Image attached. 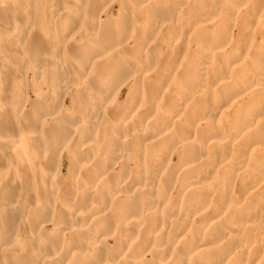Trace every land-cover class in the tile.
<instances>
[{"label": "bare ground", "instance_id": "1", "mask_svg": "<svg viewBox=\"0 0 264 264\" xmlns=\"http://www.w3.org/2000/svg\"><path fill=\"white\" fill-rule=\"evenodd\" d=\"M20 1L9 29H37L34 56L66 41L41 76L73 99L20 113L32 167L0 147L17 163L0 171V264H264V0Z\"/></svg>", "mask_w": 264, "mask_h": 264}, {"label": "rangeland", "instance_id": "2", "mask_svg": "<svg viewBox=\"0 0 264 264\" xmlns=\"http://www.w3.org/2000/svg\"><path fill=\"white\" fill-rule=\"evenodd\" d=\"M18 1H20V0H0V6H1L0 8H2V10H0V12L2 11L0 13V125L2 124V122H4L2 125L6 127V128L2 127L0 130V145H1L0 147L4 146L3 143H7V142L11 141V142H14L13 147L15 150L17 148H20L21 144H22V146L25 148H23V147H21V148L26 153H28L30 155V159L28 158L29 163L27 162V164L30 167H32V165L35 163L34 159L36 160V158L39 157V153L38 152L36 153V151H35L36 148L32 144V138L36 137L37 132L33 128L28 130L25 127L24 120H21V118H22L21 114H24L29 109V107H30L29 105L32 104L33 102H38V101L40 102L41 101L42 103L48 102V104H49V102L51 100L50 103L52 104V101L54 100V103H56V101H57V103H59V105L54 106L53 112L57 113L59 115V114L63 113V112H60V110H59L60 109L59 107L61 105L60 102H63V99H65L64 104L69 106L71 103V99H73L72 98L73 96H71L72 93L70 91L69 93H67V95H66L67 97L63 98L62 97L63 95H62V96H59V98H58L55 96V99H56L55 100L53 98L52 94L47 93V91H49V88H48L49 86L47 85L46 81L44 80V77L41 76V72H42L41 68L43 71L45 70V68L47 67V65L45 63H47L48 61H53L56 58L57 52H59L61 49L65 48V46H62V45H66V41L64 39L62 40V39L58 38L59 36H57V39H55V37H54V41L56 44L53 43V46L51 48L45 47L46 50L43 51V53L41 54L42 56H40V57L36 56V55L34 56V53L32 54L31 52H29L30 51L29 49L27 50L28 47H26V45H28V43L30 42V39L28 40V38L32 39V36H33L32 33H33V31H36L37 29L34 28V26H32V29H33L32 30V29H30L31 25L26 24V26H25L26 29L24 30L25 31L24 34L22 33L21 36H18L17 32H19V30H20L19 26L22 25V23L20 21L16 22L15 25L11 29H9V24H10L9 22L13 21L15 18L13 9H15L14 7L18 5V3H19ZM110 1L109 2L107 1L106 5L110 4L111 6L109 8L112 9V7L116 3L114 2V4H112L113 2H110ZM106 5L104 3V6H106ZM40 7H42V6H40V5L37 6V11L39 9H42ZM5 8H7L8 10ZM52 11H55V10H52ZM113 13H114V15L117 14L118 8L117 9L114 8ZM23 23H25V21ZM26 23H27V21H26ZM5 26H7V27H5ZM51 27H52L51 31H50V29L43 31L44 37H49L52 33L54 34V33L58 32V29H56L57 28L56 25H51ZM27 30H31V34L29 33L30 31L28 32ZM28 35H30V37H28ZM21 37H22V41L20 40ZM25 37H26V39H25ZM25 40H27V42ZM24 41L26 43L24 45H22V43ZM20 45H22V46H20ZM54 49H55V52H54ZM54 55H55V58H53ZM32 58H34V59H32ZM51 59H53V60H51ZM43 63H44V65H42ZM41 65L44 67H42ZM34 70L38 71V72H35ZM37 74H38V76H36ZM42 77H43V79H42ZM128 83H125L124 85H126V86L123 85L122 89L120 90L122 95L120 97L119 102L120 101L122 102L126 97V94H127L126 90H127V87H129ZM74 88L76 91L78 86L74 85ZM46 94H47V96H46ZM43 96L49 97L50 99L49 98L47 99L46 97L44 98ZM51 98H53V99H51ZM23 106L25 109L23 108ZM48 108L51 109V106ZM22 111H24V113H21ZM106 117L110 118L111 115L106 113ZM10 121H12L13 123ZM9 127L13 128L14 130H12V131L7 130V128H9ZM22 132H23V134H22ZM25 133H26V135H25ZM19 134H22V135L20 136ZM19 136H20V138H19ZM31 136H32V138H31ZM29 138L31 139V141H28V140H30ZM18 141H20V142L18 143ZM30 143L32 145L31 147H33V148L30 147ZM41 146H42V148H43V146L45 148L46 146L49 147L50 145L45 144V145H41ZM144 146L145 145H143L142 150H145L143 148H146V146L145 147ZM33 149H35V150L33 151ZM27 150H30V152ZM146 151L148 152L147 157H149L150 152L152 151V147L147 146ZM146 151H145V153H146ZM31 153H34V155ZM176 155L177 154H175V157H173V162H175L177 159ZM47 156H52V153L47 154ZM32 158H33V160H32ZM123 159L126 160L127 158H123ZM128 163H129V168L130 167L134 168L135 162H133L132 159L128 160ZM1 164H2V166H1ZM16 165H17V163L12 158L6 157L4 162L0 163V171L2 170V167H3V170L5 172H8L9 170H12V168H13L15 170V173H16V168H17ZM59 169H61V171L59 170L60 172H58V173H60V175H62V174L66 175L65 169H62V168H59ZM221 170L222 169H220V171ZM56 171H58V170H56ZM31 173L33 175L31 178V183L33 185L34 182L37 181V177H36L37 172H35L34 169H31ZM18 175H20L19 172H18ZM214 175H215V172L212 174V176H214ZM158 177L159 178H156V184H157L156 186L162 187L163 178L161 177V175H159ZM214 177L216 178L217 175ZM239 179L235 180V184H234V186L236 185L235 189H237V190L241 189V187H242L241 186L242 182H240ZM14 184H15V182H14ZM237 184H239V185H237ZM174 185H173L174 188L171 186L168 189H186V188H181L180 181L179 182L177 181L176 183H174ZM14 186H16V184ZM164 186L165 185H163V187ZM30 195H28V197H26V199L27 198L29 199V197H31ZM20 198L24 199V197H22V196H20ZM28 199L25 200V202L30 200V199L29 200Z\"/></svg>", "mask_w": 264, "mask_h": 264}]
</instances>
